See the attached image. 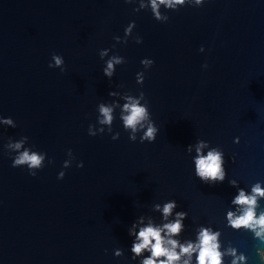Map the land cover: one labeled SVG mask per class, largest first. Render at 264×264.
Instances as JSON below:
<instances>
[{"label": "water", "instance_id": "water-1", "mask_svg": "<svg viewBox=\"0 0 264 264\" xmlns=\"http://www.w3.org/2000/svg\"><path fill=\"white\" fill-rule=\"evenodd\" d=\"M139 2L0 0V119L15 125L0 122V264H139L132 259V224L162 228L179 212L187 216L171 237L178 244H197L207 228L219 233L222 264H264L261 229H234L227 218L243 214L233 203L241 190L248 196L257 184L264 190V0L161 8L166 23L150 9L134 12ZM53 54L63 57V73L48 67ZM113 55L125 63L109 80L103 68ZM143 59L153 66L145 70ZM141 91L158 129L154 143L141 144L142 133L129 141L119 119L124 97L140 99ZM100 103L113 108L112 134L97 123ZM89 125L105 133L89 136ZM22 137L26 147L46 153L35 177L13 168L15 153L5 147ZM201 140L202 154L224 153L222 183L195 176ZM68 150L75 159L64 169ZM171 200L177 207L165 219L163 205ZM255 212L264 213V197H257ZM197 254L189 264H197ZM188 259L182 255L176 264Z\"/></svg>", "mask_w": 264, "mask_h": 264}, {"label": "clouds", "instance_id": "clouds-1", "mask_svg": "<svg viewBox=\"0 0 264 264\" xmlns=\"http://www.w3.org/2000/svg\"><path fill=\"white\" fill-rule=\"evenodd\" d=\"M205 2L206 0H140L139 7L134 8L133 11L138 13L142 10L150 9L153 18L157 22L166 23L169 20V16L162 13L161 8L165 11H178L186 5L199 7ZM125 3L131 4V0H125ZM132 28H135L134 22L130 23L125 28V37L130 34ZM114 39L115 41H120L121 37L116 36ZM142 42L139 36L135 38V43L141 44ZM127 43L128 40L124 39L123 44L126 45ZM108 51V49L101 50L99 52L100 58L103 59V57L107 56ZM200 51L203 52L204 49L201 48ZM51 59L52 63H49L48 67L58 68L63 73L65 71L63 57L53 54ZM124 63L125 60L123 57L119 55L111 56L105 61L106 66L103 68V75L111 80L115 74L116 67ZM153 64L154 61L150 59H143L141 61V65L145 70L151 68ZM204 67L207 68V65L205 64ZM144 79V72L137 73L136 82L138 85L142 86ZM115 94V92H110L109 96ZM139 96L140 99H135L131 96L124 97L128 100V103L123 105V111L119 119L122 121L124 131L129 133V141L135 143L138 133H142V135H139V142L141 144L146 142L154 143L158 135V129L151 119L145 94L141 91ZM140 100H144V103L141 104ZM98 110L99 116H97V123L99 125H107V133L112 134V125L114 122L113 108L104 103H100L98 105ZM0 122L15 127L11 118L0 119ZM104 133V127L96 128L95 125H89L88 127L89 136L95 137L97 135H103ZM119 138V133L112 135L113 140H118ZM27 141V137H22L17 141H11V139H9L5 147L11 153H15L12 157V167H26L29 174L35 177L37 172L45 166L46 153L34 151L32 148L26 147ZM234 142L238 144L239 138ZM205 146L206 144L204 141H198L196 148L197 155L194 158L195 176L203 183L210 185H214L218 182L222 183L226 178L224 153L221 149L212 148L204 155L201 153V149ZM67 156L68 159L63 163L64 169L70 168L75 159L71 150H68ZM48 163L51 164L53 161L49 160ZM76 166L77 168L84 167L83 162L77 163ZM64 176V171H61L57 179L62 180ZM229 183L231 184L232 181H229ZM252 192L253 195L251 196L245 195L242 190L239 192V195L233 199V203L243 208V214L233 219V213L229 212L227 218L230 226L234 229L252 228L255 231V228L259 227L261 231H256V236L264 240V213H261L257 218L255 212L257 197H264V190L257 184L253 187ZM176 207L177 203L174 200L165 203L163 205L164 218L167 219V217L171 215L172 210ZM156 209L159 211L160 206L156 205ZM186 216V212H179L174 222L165 223L162 228L154 227L152 224L137 228V225L133 223L129 229V236L133 238L131 245L132 259H139V264H176V262L181 259V256L185 255L188 256L189 259L185 260L184 264H189L192 254L198 253L196 257L197 264H222V253L219 251V244L217 242L218 232H212L210 229L201 228L197 236V244L188 242L186 245H183L171 239L172 236L178 235L181 232L183 227L182 220ZM162 233H165V235H162ZM178 246L180 249L179 253L176 251ZM144 253H148L149 255H142ZM123 254L122 249H116L114 251L115 257H122ZM233 255H235L234 252ZM243 259V256L239 257V260L242 261ZM233 264H236V260H233Z\"/></svg>", "mask_w": 264, "mask_h": 264}, {"label": "trees", "instance_id": "trees-1", "mask_svg": "<svg viewBox=\"0 0 264 264\" xmlns=\"http://www.w3.org/2000/svg\"><path fill=\"white\" fill-rule=\"evenodd\" d=\"M264 256V255H263Z\"/></svg>", "mask_w": 264, "mask_h": 264}]
</instances>
